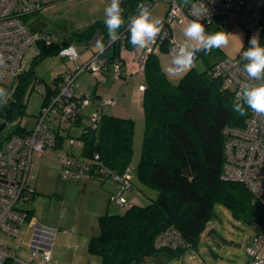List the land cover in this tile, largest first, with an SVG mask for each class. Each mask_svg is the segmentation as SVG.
Instances as JSON below:
<instances>
[{
	"label": "trees",
	"instance_id": "obj_1",
	"mask_svg": "<svg viewBox=\"0 0 264 264\" xmlns=\"http://www.w3.org/2000/svg\"><path fill=\"white\" fill-rule=\"evenodd\" d=\"M143 1L122 0L124 24L118 32L125 29L124 44L129 50L135 48L130 43L125 22ZM177 1L182 4L181 0ZM261 12L260 44L264 46L263 1ZM96 35L105 41L109 38L104 21L87 27L76 39L89 42ZM170 38L168 28L159 45L160 52L169 51ZM70 43H73L72 38L38 47L39 53L31 66L18 74L8 105L0 111L4 121L9 123L23 113L28 84L41 81L34 74L33 63L58 55L59 48ZM143 72L146 78L142 98L144 131L134 175L144 185L155 188L157 196L147 205L132 204L122 212L99 216V233L90 237L87 248L89 253L100 257L103 264H140L162 249L171 252L186 249L155 246L157 235L169 227L181 234L189 248H196L201 233L215 215V204L224 206L235 219L252 226L264 217V207L253 202L244 184L220 178L224 161L222 129L226 125L241 127L249 110L245 116L232 111L236 99L231 91L223 88L221 80L208 77L206 70L200 72L191 67L174 82L162 71L158 57L150 53ZM59 79L60 76H56L53 85H57ZM44 87L47 95L56 91ZM107 112L100 117L97 129H88L80 135L82 155L90 157L98 153L108 168L122 173L132 161L134 122ZM27 131L18 126L6 137Z\"/></svg>",
	"mask_w": 264,
	"mask_h": 264
},
{
	"label": "built area",
	"instance_id": "obj_2",
	"mask_svg": "<svg viewBox=\"0 0 264 264\" xmlns=\"http://www.w3.org/2000/svg\"><path fill=\"white\" fill-rule=\"evenodd\" d=\"M60 0H0V54L4 64L0 65V82L8 77L17 78L20 64L27 47L35 45V55L39 53V46H48L55 42L47 33L32 31L24 22L23 17L37 12L42 7ZM153 1L144 0L141 4L150 9ZM168 4L163 22V30L147 50H143L140 57V68L143 69L147 55L159 50L161 41L166 36V30L175 24L191 21L197 17L192 14V5L204 3L209 14L201 18L205 28L215 19L235 18L245 32V43L236 57L226 56L215 62L207 70L208 77L221 80L223 88L230 90L236 99L242 83H259L251 81L243 71L242 52L249 47V39L259 32L261 39L263 16L261 6L263 0H192L180 4L177 0H165ZM138 15L136 10L125 22L128 28L132 17ZM119 39L105 41L108 48L117 42H124L125 29L118 32ZM180 44L170 38L169 56L174 57ZM103 50L92 53L77 67L64 68L62 75L51 89L55 93L47 95L43 86L40 93L43 102L36 116L32 129L27 132L13 133L7 136L0 146V235L16 238L20 228L28 218V210L18 206L19 202H30L35 196V190L30 184V169L34 155H40L57 146L59 139L66 141L57 151L59 175L62 179L79 181L85 178H110L118 185V191L110 197V203L121 210L129 208L133 202L125 197L133 188L134 167L128 164L122 173L108 168L98 153L87 157L76 155L70 146L77 144L83 147L80 135L88 129H97L100 117L109 108L116 105V99L103 95L94 99L90 93L76 94V79L82 72H89L99 82L107 76L118 79L122 73V62L118 57L104 59ZM58 55L68 62L79 59L74 43L62 45ZM189 68H186V72ZM181 70L175 72L178 75ZM142 90V86L140 87ZM96 105L91 112L87 124L76 134L68 132L69 127L82 115L90 104ZM224 137V161L220 178L225 181H236L244 184L253 196V202L264 207V115L257 114L251 109L241 127L226 125L222 129ZM254 233L246 246L247 261L245 264H264V217L254 226ZM56 229L35 225L33 235L36 239L30 241L29 259H24L0 240V264H49L51 261V245ZM46 234L41 237L40 234ZM157 248H189V243L173 227H169L155 239ZM200 264H213L201 262Z\"/></svg>",
	"mask_w": 264,
	"mask_h": 264
},
{
	"label": "crops",
	"instance_id": "obj_3",
	"mask_svg": "<svg viewBox=\"0 0 264 264\" xmlns=\"http://www.w3.org/2000/svg\"><path fill=\"white\" fill-rule=\"evenodd\" d=\"M180 2L186 4L185 0H181ZM165 14L166 10L163 13V16L160 17L161 20L164 19ZM188 22L190 21L188 20L183 23L175 24L171 28V37L179 44L184 43L186 40L183 35V29ZM218 31H224L229 35V44L225 47L219 48L221 53L214 61H209V53L205 54L203 51L198 52L197 59L192 67H195L200 72L207 70L211 65L223 57L238 56L244 46L246 39L245 32L235 18L215 19L205 28L207 34ZM98 41L102 42L104 46L105 40H102L100 37L97 40L93 38L89 42L82 41L80 43V52L76 46L79 54L78 60L68 62L62 57L65 64L60 69L57 76L62 75L64 68L77 67L92 53L100 51L101 49L96 46ZM142 54L143 50L127 49L124 42H117L115 46L112 45L103 49L101 53L102 58L111 59L112 57H118L121 60L122 73L120 78H111L113 82L110 87H107L104 83L107 78L98 82L89 72H82L76 79L77 86L75 88L76 94L90 93L93 95L94 99H98L103 95L114 97L117 103L114 107L108 109L107 114L133 120V154L130 164L134 167V173L135 167L140 158V153L138 155L140 145L136 144L135 135L136 132L139 133L144 131L142 98L146 78L143 69L140 68V57ZM154 54L158 57L160 67L169 80L176 82L185 74L184 72L179 76L169 72V68L172 66V61L168 52L164 53L157 50ZM79 78L81 79L79 80ZM84 82L88 83V85H92H89V88ZM141 86L142 90L140 89ZM48 87H53V80L52 84ZM94 110H96V105L90 103L84 109L83 115L69 127L68 132L76 134L81 127L87 124L88 116ZM137 136H139V134H137ZM66 145L64 139H59L57 146L54 149L33 156L30 169V184L34 188L36 196L29 202L30 206L26 209L28 210V218L21 226V232L18 237L12 238L10 236L0 235V240L2 244L14 250L20 257L29 259L30 254L28 251V245L34 236L33 230L35 225L39 224L56 229L51 245V261L49 264H103L100 257L89 253L87 245L90 237L99 233L98 218L100 215L105 213L122 212L121 209L114 204L111 205L109 201L110 197L115 195L118 191V185L114 180L110 178H85L73 184V186L78 189L80 196L84 195L90 201L89 217L85 224L75 222L70 227H67L61 221H51L48 214L41 218L37 214V208L40 201L45 199L38 195L48 194L46 192L49 191V186L46 183L47 177L46 175H42V171L43 169H51L54 170V175L55 172L57 174V151L61 146ZM70 148L74 154L82 155L81 146L74 144L70 146ZM35 160L39 163L36 180L34 178L35 175L32 173ZM68 187V184L58 186L57 188H59L60 194L59 198L49 200V203H64ZM156 196L157 190L141 183L135 175L133 178V188L125 194V197L128 200H131L133 204L140 206L149 204L156 198ZM214 207L216 213V211L222 206L216 205ZM248 226L249 228H243L241 226L239 227V225L232 224L228 227L220 225L216 219L211 220L207 223L205 230L201 233L196 248H186L175 252L163 249V251H166L163 252L160 250L154 255L144 259L140 264H200L201 262H211L213 264H245L247 261L246 246L254 233L253 226L251 224ZM40 235L43 238L46 237V234L44 233ZM33 239H36V237L34 236ZM34 263L37 264V261L35 260Z\"/></svg>",
	"mask_w": 264,
	"mask_h": 264
},
{
	"label": "rangeland",
	"instance_id": "obj_4",
	"mask_svg": "<svg viewBox=\"0 0 264 264\" xmlns=\"http://www.w3.org/2000/svg\"><path fill=\"white\" fill-rule=\"evenodd\" d=\"M109 4L110 0H60L58 2L42 7L37 12L30 13L24 16L23 20L32 31L50 34L56 43H61L65 39L72 38L73 43L77 46V49L80 52V43L82 41L76 39L78 33L98 21H104V9ZM167 6L168 4L165 0H155L153 1L149 11L153 16L160 18L163 16V13L165 12ZM93 38L97 40L99 36L96 35ZM34 48L35 45L26 48L19 68L20 73L24 72L31 66L35 56ZM220 53L221 52L219 49H213L209 53V61H214L216 58H218ZM33 64L34 74L37 79H41V82L32 81L28 84L27 89L24 93V111L21 115H17L11 122L6 123L5 127L0 132V146L3 145L6 135H8L11 130L17 128L18 126H21L26 130H30L33 128L36 116L39 114L43 102V95L40 93L39 89H41L43 85L50 86L52 84L53 78L58 75L60 69L65 64V61L59 55H52L41 58L40 60H36ZM106 78L107 79H105L104 83L105 85H107V87H110L113 81L110 76H107ZM80 79L81 78H79V80ZM16 84L17 78L8 76L0 82V88L6 89L8 94L6 101L0 100V111L3 110L4 106L8 105V101L12 96V91L15 88ZM84 84L88 85V83L85 82ZM89 85L88 87L90 88ZM3 121L4 120L0 115V123ZM137 134H139V136H137ZM135 141L136 144L140 145V150L138 152L139 155L142 149L143 131L139 133L136 132ZM57 165V174L55 172V175L53 172L54 170L51 169H43L42 171V175H46L47 177L46 183L49 186V191L46 192L48 194L38 195L45 199L40 201L37 208V214L40 218L45 217L48 214L51 221H61L67 227H70L75 222L85 224L89 217L90 201L84 195L80 196L78 189L73 186L74 183L79 181H73L70 179L66 180L60 177L59 164ZM38 167L39 163L37 160H35L32 171V173L35 175V180L37 179L36 175ZM63 184L69 185L66 192L65 202L61 204L57 202L49 203V200L59 198V188L57 187ZM17 205L25 209L30 206L29 202H19ZM216 205L220 204H215V206ZM215 219L222 226L229 227L233 224L239 225V227L241 226L243 228H249V224L245 223L244 221L235 219L231 215V213H229V211L223 206L220 207L218 211H216L214 217L211 220Z\"/></svg>",
	"mask_w": 264,
	"mask_h": 264
},
{
	"label": "clouds",
	"instance_id": "obj_5",
	"mask_svg": "<svg viewBox=\"0 0 264 264\" xmlns=\"http://www.w3.org/2000/svg\"><path fill=\"white\" fill-rule=\"evenodd\" d=\"M187 2L188 0H185V3ZM121 4L122 0H110V4L104 9V23L111 41L119 39L118 30L124 24ZM137 11L138 15L131 18L128 26L130 43L135 49L147 50L162 32L163 22L160 18L153 16L143 4L137 5ZM192 14L197 18L184 27L183 35L186 40L177 47L169 72L175 73L194 66L198 52L203 51L208 54L213 49L229 44V35L226 32L218 31L213 34L205 32V26L200 20L208 16L209 9L204 3L193 4ZM96 46L103 50L102 42L98 41ZM242 59L246 61L243 64V71L247 77L259 83L250 82L240 85L232 111L245 116L251 109L257 114L264 115V46L260 44L259 32L250 37L249 47L242 52ZM4 62L0 54V65ZM7 95L6 89L0 88V100L6 101Z\"/></svg>",
	"mask_w": 264,
	"mask_h": 264
},
{
	"label": "water",
	"instance_id": "obj_6",
	"mask_svg": "<svg viewBox=\"0 0 264 264\" xmlns=\"http://www.w3.org/2000/svg\"><path fill=\"white\" fill-rule=\"evenodd\" d=\"M124 3H122L121 5H123ZM6 121H3V122H1L0 123V132L3 130V128L5 127V125H6Z\"/></svg>",
	"mask_w": 264,
	"mask_h": 264
},
{
	"label": "bare ground",
	"instance_id": "obj_7",
	"mask_svg": "<svg viewBox=\"0 0 264 264\" xmlns=\"http://www.w3.org/2000/svg\"><path fill=\"white\" fill-rule=\"evenodd\" d=\"M185 69L181 70L178 75L184 73Z\"/></svg>",
	"mask_w": 264,
	"mask_h": 264
}]
</instances>
